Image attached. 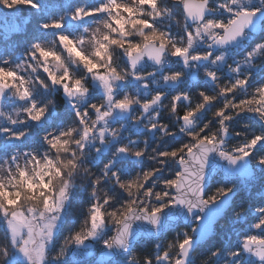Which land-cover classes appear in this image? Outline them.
I'll use <instances>...</instances> for the list:
<instances>
[{"label": "snow or ice", "instance_id": "obj_1", "mask_svg": "<svg viewBox=\"0 0 264 264\" xmlns=\"http://www.w3.org/2000/svg\"><path fill=\"white\" fill-rule=\"evenodd\" d=\"M0 5L8 9L40 7L36 0H0ZM219 12L225 15H212ZM258 13H264V0H259L258 6H252L250 0H102L91 8L77 6L70 14L40 23L41 30L55 33V40L32 43L24 62L10 66L5 60L0 66V101L10 95L19 102L12 114L0 109V119L13 126L29 121L39 123L51 101L40 106L33 99L36 84L61 88L75 115L66 127L41 138L46 146L43 153L16 152L0 161V219L5 228L0 241L8 245L6 264L62 260L70 247L86 252V242L97 237L103 240V259L99 264H120L121 254L127 256L125 264H138L129 249L135 235L133 223L142 221L154 229H163L178 218L167 215L165 219L166 210H179L195 226L181 230L167 243L158 242L144 256L143 264H193L201 242L213 235L217 218L228 206L233 190L226 185L206 191V178L222 167L217 158L229 166L225 169L229 177L252 179L257 170L264 169V155L254 156L257 146H264V134L248 137L232 131V123L242 114L252 115L264 125V83L250 87L249 73L241 71V65L255 68L257 58L264 60V43H256L235 66L227 65L233 75L226 83L220 82L217 70H205L204 77L214 85L211 94L179 91L168 97L175 132L159 120L165 93L151 91L148 81L157 72L161 73L158 79L163 84L181 81L183 71H164L170 59L182 63L184 69H194L201 62L218 65L224 61V53L214 55L213 50L239 42L246 29L256 26L254 18ZM65 17L73 22L91 18L94 24L73 37L61 31ZM174 20L178 32L171 30ZM161 21H167V25L162 26ZM261 30L264 31V21ZM201 45L203 52L194 50ZM69 64L81 68L82 75L75 76ZM145 64L153 65L154 70L142 71ZM37 72L44 73L46 81L33 75ZM89 78L103 98L81 108L90 92ZM128 80L139 82L137 92L144 89L146 98L121 93V85ZM156 83L157 79L151 80V84ZM122 114H130L133 125L146 118L143 127L155 133L158 140L177 134L184 139L175 147L159 151H146L147 142L139 148L136 140L122 143L118 138L123 125L112 127L109 123ZM209 115L210 119L201 122V116ZM0 134L19 141L26 132L2 127ZM231 136L244 138L233 145ZM93 144L97 155L108 145L113 146L111 157L98 174L85 164ZM121 157L152 163L124 178L113 163ZM79 179L90 184L91 199L85 209L88 227L66 237L56 255H51L58 223ZM105 181L116 193L109 195L104 190ZM100 191L104 192L103 198L98 195ZM120 192L125 199L115 206L116 194ZM253 211L255 219L250 222L247 208L236 213V220L245 221L251 230L242 233L226 253L221 245L200 264H214V258L221 253L228 258L224 264H264V207ZM109 226L110 235L104 233Z\"/></svg>", "mask_w": 264, "mask_h": 264}, {"label": "trees", "instance_id": "obj_2", "mask_svg": "<svg viewBox=\"0 0 264 264\" xmlns=\"http://www.w3.org/2000/svg\"><path fill=\"white\" fill-rule=\"evenodd\" d=\"M36 2L40 5L39 10L23 7L8 9L0 5V8L3 11L5 10L2 12V15L0 14V66L3 65L5 60L9 62L10 66H15L16 64L24 62L27 51L32 43H48L55 40V33L53 31L45 32L41 30L39 28L40 23L65 16L66 13L70 14L73 8L77 6L91 8L98 3H101L102 0H36ZM70 21L71 20L65 17L64 27L61 31L64 34L74 37L76 25L69 24ZM161 25H167V21H161ZM170 27L173 31H179V29L173 24ZM164 30H168V28H165ZM177 35H179V33H177ZM250 37L251 38L246 37L245 40L236 47L222 49L216 52V54L223 52L226 56L225 60L216 66L207 63L202 67H197L198 74L195 80H191V73L187 76L183 65L179 64L165 65L164 67V71L167 72L177 70L184 72L183 79L175 84H163L159 81L158 77L161 75L160 72L156 73V77H150L148 82L151 91L165 93V99L163 101L164 106L160 109V122L169 124L170 130L175 132L176 129L172 124V118L170 116V100H167V98L179 91H184L192 95H195L200 91H206L211 94L214 91V85L204 77L202 69L217 70L221 83L229 81L233 74L228 71L227 65L231 64L235 66L237 62L245 58L246 53L250 51L256 43H264V31L262 30L259 35L251 34ZM254 63L258 65L255 68L248 65H241V71L249 73L250 87H255L260 83H264V60L257 58ZM69 69L77 77L81 76L83 73V70L76 65L69 64ZM153 70L154 66L150 64H147L142 68V71L145 72ZM188 72H190V70ZM21 74L28 75L27 72H22ZM33 75L42 82L46 81V76L42 72H37ZM152 79H157V83L151 84ZM88 85L90 87V92L85 100L81 102V108H85L89 103H97L103 98L97 86H93L89 79ZM138 88L139 82L128 80L124 82L120 91L121 93L126 92L130 95H137L138 98H146L143 96L144 92L141 89L137 92ZM33 99L38 102L40 106H45L51 101V104L48 105L45 117L39 123L29 121L23 125L13 126L0 119V128L10 127L13 132H26L25 137L19 141L7 139V134H0V161L9 159L16 152L38 150L40 153H43L46 150V146L43 145L41 138L49 132H58L72 122L75 113L61 88H55L49 85L41 87L40 84H36L33 90ZM193 102H195V97H193ZM0 104L2 105L1 109L9 114H12L13 110L19 106V102L11 96H9L7 100L0 101ZM210 118V115L201 116L200 120L202 122ZM110 124L112 127H121V125H123L121 128V137L118 138L120 142L127 143L129 139L136 140V146L138 148L145 147V142H147L145 147L146 151H151L153 148L157 149V151L165 147L172 148L177 146V144L184 139L182 135L177 134L172 137H165L158 140L155 133L138 130V127H135L132 122L125 121L124 119L121 121L118 119ZM232 131L240 132L245 134V136L251 137L255 134H264V125L252 115L242 114L232 123ZM243 138V136H231L229 137V141L234 145L241 142ZM112 147V145H108L102 149V152L99 155H97L94 151L95 144H93L89 149L91 154L85 160V164L91 171L98 174L99 169L103 167V163L107 162L111 157ZM229 147H231V145H229ZM257 155H264V146H257V149L254 151V156ZM113 163L117 164L118 173L122 174L124 178H128L129 176H134L137 171L144 170L152 162L147 159L138 161L133 157H121L119 162L114 161ZM257 174L258 176L261 175L259 171ZM216 183H222L224 186L236 187L232 189H238V196L233 200L231 207L222 219L216 224L213 235L200 244L193 264H200L201 260L210 255V251L220 248L221 245L224 246V253H226L230 246L238 242L242 233L251 230L247 227L245 221L236 220L237 212L247 208V221L250 222L255 219L253 210L257 207H264V176L261 179L252 178L241 180L228 179L223 174L218 173L211 181V185ZM81 184L84 185L83 188L80 187ZM104 186V190L109 195L116 193V190L111 185H108L106 181L104 182ZM89 191L90 184L86 183L83 179L76 181V187L73 189L68 205L65 208V219L62 228L60 229L58 237L54 240V255L59 251V247L65 243L66 237L70 234H74L75 231H81L82 228L88 227V225L84 224H87L85 220V209L89 206V201L91 199L88 194ZM98 195L103 198L104 192L100 191L98 192ZM123 199H125L124 194L122 192L117 193L114 202L115 206H119V201ZM194 226L195 224L179 225L158 238L141 239L130 249V252L133 253L140 264H143L144 256L150 254L156 248L158 242L164 241L167 243V241L173 240L181 230L187 231L190 227ZM85 229L86 228H84V230ZM4 231V224L2 219H0V240L3 238ZM72 248L73 247L69 248L64 259L51 260L49 264H74L77 260H75L76 255L70 253ZM224 253H221L220 256L214 258V264H224V261L228 259ZM87 260L88 258L85 257L78 262L79 264H86L85 261ZM89 264H91V262H89ZM209 264H213V261H210Z\"/></svg>", "mask_w": 264, "mask_h": 264}, {"label": "water", "instance_id": "obj_3", "mask_svg": "<svg viewBox=\"0 0 264 264\" xmlns=\"http://www.w3.org/2000/svg\"><path fill=\"white\" fill-rule=\"evenodd\" d=\"M255 19V24L256 26L254 28H251L250 29H246L245 30V33L246 34H252V35H259L260 32H261V21H264V13H258L257 17L254 18ZM246 34L241 38V40L237 43H234L232 44L231 46L229 47H226L225 49L227 48H233V47H236L238 46L241 42H243L245 40V36ZM222 50V49H221ZM219 50H216L214 49L213 50V53L214 55L216 54V52H218ZM208 62H201L199 65H197L198 67H202L203 65L207 64ZM151 65V64H150ZM153 66V65H152ZM197 74H198V70H195L194 72L191 73L190 75V79L191 80H195L197 78ZM217 164L218 165H222V167H218L216 169V171H214L212 173L211 176H208L206 178V183H205V189L207 191V189L210 187L211 185V181L213 180V178L218 174V173H221L223 174L225 177H227L228 179H241V180H247L246 178H242L240 177L239 175H232L231 177L228 176V174H226L225 172V169H227L229 166L227 165L226 162L224 161H220L218 158H217ZM207 171V170H206ZM238 191H235L233 190L232 193L229 194V203H228V206L224 209V212L223 214L217 218V221L215 223V226L216 224L222 219V217L225 215V213L229 210V208L231 207L232 205V202L234 200V198L236 197ZM167 215H176L178 216V218L176 220H174L171 224H168L167 227H164L163 229H154L152 228L150 225H147L146 223L142 222V221H136L133 223L132 225V229H133V232L135 233L134 237L130 239V244H129V249H131L139 240L141 239H154V238H158L160 237L161 235L167 233L168 231L174 229L175 227L179 226V225H194V223L191 222V220H185L183 215H180L179 214V210H173L172 212H168V210H166V214H165V219L167 217ZM215 226H214V229H215ZM98 239L97 238H94L93 240L91 241H88L86 242L87 244V250L86 252L84 251V255L88 258H92L94 257V260L96 261L97 264H99V261L101 259H103V257L101 256V252L103 251V248H101L97 254H95V252L91 249L92 248V245L93 243ZM209 239V238H207ZM206 239V240H207ZM205 240V241H206ZM204 241H202L201 243H203ZM75 248V247H73ZM77 249V248H75ZM124 254H121L119 259L121 257H123Z\"/></svg>", "mask_w": 264, "mask_h": 264}, {"label": "rangeland", "instance_id": "obj_4", "mask_svg": "<svg viewBox=\"0 0 264 264\" xmlns=\"http://www.w3.org/2000/svg\"><path fill=\"white\" fill-rule=\"evenodd\" d=\"M129 2H131V0H129ZM250 3H251V5L252 6H258L259 5V0H250ZM86 8H90V7H86ZM2 9L0 8V14L2 15V12H4L3 10L1 11ZM8 12V11H7ZM5 14V13H4ZM212 15H219L218 17H223L225 14L223 13V12H219V13H213ZM96 19H99V18H96ZM181 23V25L183 24V22L181 21L180 22ZM69 24H74V25H76V31H75V36H79V35H81L82 34V32H83V29L85 28V27H90V26H92L93 24H94V20L93 19H91V18H89V19H87V20H85V21H80V22H73V21H70L69 22ZM172 24L174 25V26H176L178 29H179V27L177 26V24H176V22H175V20L172 22ZM250 35L251 34H246V36H245V38L247 37H249V38H251L250 37ZM71 36V35H70ZM195 51H200V52H203L205 49L203 48V46L201 45V46H198V50H197V48L196 49H194ZM217 55V54H216ZM225 58H226V56L224 55V60H225ZM221 63V62H220ZM220 63H218V64H220ZM176 64H179V65H182V63H180V62H178V61H176V60H174V59H170L169 60V62L168 63H166V65H176ZM147 64H145L144 66H146ZM149 65V64H148ZM68 67H69V65H68ZM198 67V66H197ZM197 67L196 68H194V69H185V71H186V75L188 76L190 73H192V72H194L195 70H198L197 69ZM190 70V72H188ZM203 70V72H204V70L205 69H202ZM89 80H90V78H89ZM91 81V80H90ZM92 82V81H91ZM137 82V81H136ZM92 85L93 86H97L94 82H92ZM124 85V82H123V84L121 85V87ZM55 88H59L58 86L57 87H55ZM98 88V87H97ZM99 90V89H98ZM143 92L145 91L144 89H141ZM100 91V90H99ZM101 95H102V93H101ZM10 96V95H9ZM2 108V105L0 104V109ZM119 119V121H121V120H125V121H128V122H132L131 121V117H130V114H122V115H117L116 116V119L115 120H113V121H110L109 123H111V122H115L116 120H118ZM147 121H146V118H142V121H141V124H139V125H134L135 127H138V130H145V131H148L146 128H144L143 127V124L144 123H146ZM149 132V131H148ZM151 133H153V132H151ZM260 172L261 173V175H259L258 176V174H257V172ZM262 173H264V171H263V169H259V170H257L256 171V175H255V177H254V179L255 178H262L263 176H264V174H262ZM258 176V177H257ZM248 180V179H247ZM224 185H222V183H216V184H213V185H210V187L207 189V191L208 192H211V191H215V189L216 188H218V187H223ZM232 188H236V187H234V186H232ZM233 190H235V191H238V189H233ZM232 190V191H233ZM237 196H238V193H237V195H236V197L235 198H237ZM234 198V199H235ZM69 200H70V198H69ZM65 211H66V209H64V211H63V213H62V216H61V219H60V221H59V223H58V227H57V230H56V235H55V238L56 237H58V235H59V233H60V229L62 228V224H63V222H64V219H65ZM253 214H255L254 212H253ZM254 217H255V215H254ZM84 225H87V224H84ZM84 228H87V227H84ZM84 228H80L81 229V231L82 230H84ZM104 233H106V234H108V235H110L111 234V227L109 226V227H107V228H105L104 229ZM55 238H54V240H55ZM160 242H164V241H160ZM102 244H103V240L100 238V237H98V239L93 243V245H92V250L95 252V254H97L98 253V251L102 248ZM50 253H51V255H54V249H53V245L52 246H50ZM70 253H73V254H75L76 255V258H75V260H77V261H81L83 258H85L86 256L84 255V251H82V250H80V249H75V248H72V250L70 251ZM88 258V257H87ZM90 260V261H89ZM126 260H127V256L126 255H124L123 257H121L120 258V264H125V262H126ZM51 260H49L48 261V264H49V262H50ZM91 261H94V257H92V258H88V260L87 261H85V263L86 264H89V262H91Z\"/></svg>", "mask_w": 264, "mask_h": 264}, {"label": "clouds", "instance_id": "obj_5", "mask_svg": "<svg viewBox=\"0 0 264 264\" xmlns=\"http://www.w3.org/2000/svg\"><path fill=\"white\" fill-rule=\"evenodd\" d=\"M7 248H8V245L4 243L3 241H0V264H6L7 257L5 256V250ZM138 264H140L139 261H138Z\"/></svg>", "mask_w": 264, "mask_h": 264}]
</instances>
